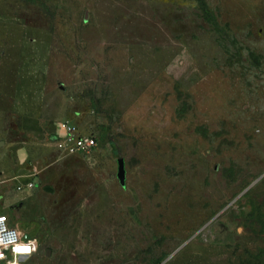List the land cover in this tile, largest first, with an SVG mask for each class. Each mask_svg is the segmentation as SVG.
Returning a JSON list of instances; mask_svg holds the SVG:
<instances>
[{
  "label": "rangeland",
  "instance_id": "1",
  "mask_svg": "<svg viewBox=\"0 0 264 264\" xmlns=\"http://www.w3.org/2000/svg\"><path fill=\"white\" fill-rule=\"evenodd\" d=\"M62 122L96 146L59 148ZM263 175L264 0H0V214L38 239L24 264H264Z\"/></svg>",
  "mask_w": 264,
  "mask_h": 264
},
{
  "label": "built area",
  "instance_id": "2",
  "mask_svg": "<svg viewBox=\"0 0 264 264\" xmlns=\"http://www.w3.org/2000/svg\"><path fill=\"white\" fill-rule=\"evenodd\" d=\"M55 141L59 148L65 151L76 152H88L96 146V138L92 134H82L76 127L69 125L67 122H62L59 125V131L53 133ZM0 239L4 242L8 240H14V244H8L5 248L0 243V264H24L36 253L38 247V239L33 236H29L26 233L20 231L18 227L11 225L10 220L6 214H0ZM35 241V251H30L27 254H20L14 251V247L29 246L30 242Z\"/></svg>",
  "mask_w": 264,
  "mask_h": 264
},
{
  "label": "crops",
  "instance_id": "3",
  "mask_svg": "<svg viewBox=\"0 0 264 264\" xmlns=\"http://www.w3.org/2000/svg\"><path fill=\"white\" fill-rule=\"evenodd\" d=\"M58 131H59V127H57ZM22 131L24 133L33 135L35 138L37 139H43L46 135H47V131L46 129H44L39 121L38 118L31 116V115H25L23 117L22 120ZM25 150V147L23 146L22 148H17V150H15V153L11 159L14 160H19L22 158V153L19 152H23L22 150ZM19 151V152H18Z\"/></svg>",
  "mask_w": 264,
  "mask_h": 264
},
{
  "label": "clouds",
  "instance_id": "4",
  "mask_svg": "<svg viewBox=\"0 0 264 264\" xmlns=\"http://www.w3.org/2000/svg\"><path fill=\"white\" fill-rule=\"evenodd\" d=\"M0 243H2L4 245V247L6 248L8 246V244H14L15 242H14V240H8L7 242H4L2 239H0ZM35 243H36L35 241L30 242L31 248L29 246H20V245H17V246L14 247V251L17 252V253H19L18 252V249L20 247H23L25 249H31V251H35ZM0 257H2V254H0Z\"/></svg>",
  "mask_w": 264,
  "mask_h": 264
},
{
  "label": "water",
  "instance_id": "5",
  "mask_svg": "<svg viewBox=\"0 0 264 264\" xmlns=\"http://www.w3.org/2000/svg\"><path fill=\"white\" fill-rule=\"evenodd\" d=\"M53 138L55 139V136H53ZM124 159L123 158H121V159H119V173H118V175H119V177H120V179L123 181V182H125V168H124ZM264 176V175H263ZM261 178V177H260ZM258 181V180H257ZM257 181H255L252 185H254ZM251 185V186H252ZM250 186V187H251ZM249 187V188H250ZM248 188V189H249ZM248 189H246L245 190V192L248 190ZM243 194V193H242ZM241 194V195H242ZM241 195H239V196H241Z\"/></svg>",
  "mask_w": 264,
  "mask_h": 264
},
{
  "label": "snow or ice",
  "instance_id": "6",
  "mask_svg": "<svg viewBox=\"0 0 264 264\" xmlns=\"http://www.w3.org/2000/svg\"><path fill=\"white\" fill-rule=\"evenodd\" d=\"M30 251H31V249H25V248H23V247H20V248L18 249V252H19L20 254H27V253H30Z\"/></svg>",
  "mask_w": 264,
  "mask_h": 264
},
{
  "label": "bare ground",
  "instance_id": "7",
  "mask_svg": "<svg viewBox=\"0 0 264 264\" xmlns=\"http://www.w3.org/2000/svg\"><path fill=\"white\" fill-rule=\"evenodd\" d=\"M21 231V230H20ZM22 232V231H21Z\"/></svg>",
  "mask_w": 264,
  "mask_h": 264
}]
</instances>
